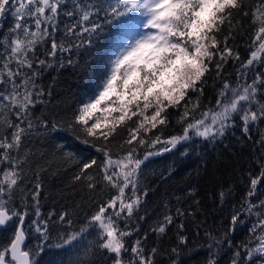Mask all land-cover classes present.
Here are the masks:
<instances>
[{
	"label": "snow or ice",
	"instance_id": "obj_1",
	"mask_svg": "<svg viewBox=\"0 0 264 264\" xmlns=\"http://www.w3.org/2000/svg\"><path fill=\"white\" fill-rule=\"evenodd\" d=\"M135 17L143 18L138 25L143 32L115 54L96 94L81 101L70 116L49 109L52 85H43L44 75L75 67L73 56L85 44L90 46L106 25ZM239 17L247 18L251 29L245 59L234 46ZM230 63L236 69L235 81L224 75ZM216 81L215 103L204 107L205 89ZM170 109L177 114L180 132L162 138L155 130L171 123ZM133 118L132 124H126ZM262 125L264 0L253 4L245 0H72L71 8L68 0H0V227L14 225L12 239L0 246V264H36L34 257L50 245L57 224L63 235L58 236L56 247L65 250L85 230L95 232L93 255L100 264H165L157 262L158 255L166 256L167 264H192L201 255L203 264H221L226 250L227 264H264V193L258 188L264 187ZM122 126L126 134L119 142L122 154L113 158L111 146ZM237 130V143L251 142L256 151L259 173H249L246 191L237 203H231V185L213 193L214 210L222 212L231 205L227 224L209 225L197 190L190 187L176 198L174 211L141 231L145 216L138 213L147 195L141 188L145 162L174 151L188 157L190 150L196 151L198 140L214 147L235 137ZM61 131L70 132L102 157L99 163L95 158L83 163L73 180L86 181L89 192L110 193L79 230L67 211L47 217L41 213V174L52 165L49 153L36 145ZM158 144L163 148L158 149ZM145 146L141 156L138 149ZM57 152L71 159L60 144L52 154ZM173 170L170 167L161 179ZM200 215L205 216L203 221ZM29 216L33 218L26 224ZM171 228H175L173 246L154 244L149 249V233L162 242ZM241 228L248 235L237 241L235 233ZM30 234L38 241L34 249L26 243ZM186 250L187 259L182 260Z\"/></svg>",
	"mask_w": 264,
	"mask_h": 264
},
{
	"label": "trees",
	"instance_id": "obj_2",
	"mask_svg": "<svg viewBox=\"0 0 264 264\" xmlns=\"http://www.w3.org/2000/svg\"><path fill=\"white\" fill-rule=\"evenodd\" d=\"M69 8H71L72 0H68ZM85 3L89 0H84ZM96 3L97 0H91ZM108 2V0H105ZM247 4L255 3V0H245ZM103 13H101V16ZM136 18V17H135ZM135 18H129L124 22L117 21L111 25H106L104 30L96 37L89 46L84 45L74 56L76 62L75 67H67L58 73L45 74L42 78L43 85L47 88L52 85V95L49 98L50 103L47 105L49 109H55L61 114L71 115L72 111L83 100L92 97L98 91L99 85L106 78L111 67V61L115 58V54L121 50L128 30ZM237 24L239 34L236 36L234 46L240 53L241 59L248 56V44L250 43L251 29L248 27V19L239 17ZM224 75L230 81H235L236 69L231 66L226 67ZM55 76V81H53ZM219 87V81L215 84L209 83L202 97V105L210 107L215 103L216 91ZM172 115L171 123L168 126H160L155 130L156 134L167 138L180 132V125L177 124V114L174 110H169ZM96 115H100L97 113ZM95 117H93V120ZM133 121H127L126 124H132ZM91 122V121H90ZM264 128V125L261 126ZM120 136L114 141L112 147L113 158L121 155L119 147L120 139L126 134L123 132V126L118 129ZM153 133H149L152 135ZM240 136L237 130L235 137L229 136L223 143H217L214 147L206 145L201 141H197L196 151L191 152L188 157H181L178 152H168L161 155L150 157L143 166V174L141 178V188L146 190V197H142V205L139 215L145 216V220L140 221L141 231H147L149 225L154 224L157 220L162 219L163 215L169 210H175L177 205V197L183 196L186 190L194 187L197 195L205 208L207 214V222L209 225L218 227L221 223L227 224L226 217L231 212V205L225 207L224 211L213 209V193L217 192L222 185H231L234 188V199L231 203H237L240 197L246 191V185L249 181V173L253 176L259 173V167L256 163L257 153L253 149L251 142L237 143L236 137ZM256 137V131H253ZM57 144L62 145L66 152L71 153V159L61 157L55 151ZM163 144L156 147L163 148ZM40 151L49 153V161L52 168L48 172L41 174L44 187L41 193V213L47 217L49 213L60 214L64 211L69 212L75 222V229L86 227L87 217L95 211V205L101 200H106L110 193L108 192H89L86 187V181L75 182L74 176L79 172L83 163L91 159L100 161L101 154L89 145L81 144L75 140L73 135L68 131H61L56 138L49 137L46 141H41L36 145ZM145 147L138 149L143 156ZM151 150V149H149ZM182 151V149H181ZM174 166L172 175L167 179H161V174H167L170 167ZM89 169V172H93ZM199 173V175H197ZM31 180V173H29ZM264 183V182H262ZM260 193H264V187L258 185ZM114 191V190H113ZM264 198V195H261ZM16 203H20L19 194ZM167 206V207H165ZM187 207V205H184ZM33 217L26 218V224ZM56 216H53V220ZM204 215L199 216V220L203 221ZM135 225V221L133 225ZM50 227L53 225L50 224ZM61 226L55 225L54 230L50 234V245L34 260L36 264H76L77 260L83 264H90L95 259L100 264L98 256H94L96 234L91 229L85 230L73 245L65 248H58L56 244L58 236L63 235L59 231ZM13 226H8L5 230L0 231V246L7 245L12 239ZM244 228L239 229L235 233L237 241L244 240L247 236ZM28 247L34 249L38 241L35 234L28 236ZM36 243V244H35ZM175 243V228H171L168 237L162 242L157 241L155 236L149 233L147 241L149 249L155 244L162 248H170ZM227 252V250H226ZM222 254L221 264H227L228 255ZM181 259H187V250L182 253ZM157 262L164 260L167 264V257L158 255ZM204 257L201 255L192 261V264H203ZM110 264V262H109Z\"/></svg>",
	"mask_w": 264,
	"mask_h": 264
},
{
	"label": "rangeland",
	"instance_id": "obj_3",
	"mask_svg": "<svg viewBox=\"0 0 264 264\" xmlns=\"http://www.w3.org/2000/svg\"><path fill=\"white\" fill-rule=\"evenodd\" d=\"M142 19L143 18L141 17H136L134 19V22L132 23L131 27L128 30V35L126 37L124 45L131 43L135 38H137L138 33L143 32L142 28H138V25Z\"/></svg>",
	"mask_w": 264,
	"mask_h": 264
},
{
	"label": "water",
	"instance_id": "obj_4",
	"mask_svg": "<svg viewBox=\"0 0 264 264\" xmlns=\"http://www.w3.org/2000/svg\"><path fill=\"white\" fill-rule=\"evenodd\" d=\"M7 227H8V226H6V227H0V231L6 229ZM26 243L28 244V240L26 241Z\"/></svg>",
	"mask_w": 264,
	"mask_h": 264
},
{
	"label": "bare ground",
	"instance_id": "obj_5",
	"mask_svg": "<svg viewBox=\"0 0 264 264\" xmlns=\"http://www.w3.org/2000/svg\"><path fill=\"white\" fill-rule=\"evenodd\" d=\"M36 244V243H35ZM35 258H36V256H35Z\"/></svg>",
	"mask_w": 264,
	"mask_h": 264
}]
</instances>
